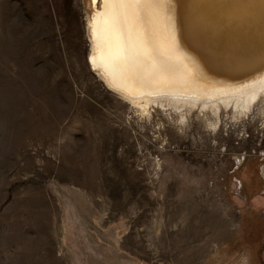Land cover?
Returning a JSON list of instances; mask_svg holds the SVG:
<instances>
[{"label":"rangeland","instance_id":"rangeland-1","mask_svg":"<svg viewBox=\"0 0 264 264\" xmlns=\"http://www.w3.org/2000/svg\"><path fill=\"white\" fill-rule=\"evenodd\" d=\"M84 0H0V264H264V100L133 105Z\"/></svg>","mask_w":264,"mask_h":264},{"label":"bare ground","instance_id":"bare-ground-1","mask_svg":"<svg viewBox=\"0 0 264 264\" xmlns=\"http://www.w3.org/2000/svg\"><path fill=\"white\" fill-rule=\"evenodd\" d=\"M88 64L135 105L248 110L264 100L260 0H84Z\"/></svg>","mask_w":264,"mask_h":264},{"label":"snow or ice","instance_id":"snow-or-ice-1","mask_svg":"<svg viewBox=\"0 0 264 264\" xmlns=\"http://www.w3.org/2000/svg\"><path fill=\"white\" fill-rule=\"evenodd\" d=\"M262 6H264V0H260Z\"/></svg>","mask_w":264,"mask_h":264}]
</instances>
